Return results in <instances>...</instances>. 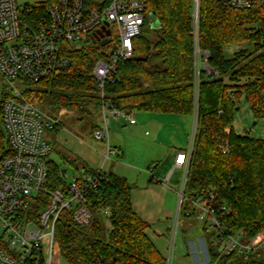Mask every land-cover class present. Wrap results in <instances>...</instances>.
Masks as SVG:
<instances>
[{
    "label": "trees",
    "instance_id": "obj_1",
    "mask_svg": "<svg viewBox=\"0 0 264 264\" xmlns=\"http://www.w3.org/2000/svg\"><path fill=\"white\" fill-rule=\"evenodd\" d=\"M45 0L20 11L23 26L34 30L47 19ZM147 21L134 38V56L118 65L114 80L105 86V97L97 86L93 70L98 60L110 58L112 43L102 45L89 36L77 47L65 43L64 55L70 67L39 82H26L28 97L38 101L49 115L70 109L91 118L92 134L102 126V103L136 112L198 115V127L191 157L186 195L214 192L220 203L227 204L231 227L244 231L249 240L264 232V139L235 132L233 120L238 111L233 94L243 91L255 119L264 118V3L252 9L238 10L219 0H202L200 47L209 51V64L216 73L197 72L192 27L193 0H145ZM151 15L159 21L153 26ZM253 44L254 50L242 47L233 56L225 54L230 44ZM0 76V161L11 152L2 111L11 97ZM230 127V133L225 129ZM229 140L230 152L221 144ZM54 149V148H53ZM53 152V151H52ZM79 170L89 169L79 157L64 155ZM51 188L64 187L66 170L48 160ZM108 182L90 196L94 220L87 227L78 226L71 212L61 213L55 237L61 256L69 264H166L162 253L148 234L151 224L135 211L132 183L112 169ZM190 207L183 201L182 214ZM42 205H33L31 212ZM110 211V228L102 221V210ZM206 261L213 264L217 245L213 233L203 228ZM186 243L187 240L184 239ZM7 251V244H1ZM26 264H45L43 252L35 253ZM223 264H264V246L243 256L237 253L224 258Z\"/></svg>",
    "mask_w": 264,
    "mask_h": 264
},
{
    "label": "built area",
    "instance_id": "obj_2",
    "mask_svg": "<svg viewBox=\"0 0 264 264\" xmlns=\"http://www.w3.org/2000/svg\"><path fill=\"white\" fill-rule=\"evenodd\" d=\"M238 10L252 9L264 0H219ZM202 0H193L192 27L197 72L216 73L209 64L210 53L200 47V20ZM17 0H0V76L12 95L5 102L2 119L9 136L11 152L0 161V264H26L35 253L43 252L45 264H59L55 248L56 223L65 210L80 227L89 226L94 212L89 207L90 196L108 182L104 167L78 170L64 187L51 188L49 158L53 146L48 139L49 130L61 126L62 110L49 115L38 101L26 95V82H39L51 74L67 70L70 59L64 55L65 43L77 47L85 44L89 36L109 29L117 34L109 49L110 58L98 60L93 76L105 97V86L121 62L134 56L133 40L139 36L147 21L145 0H55L48 9L47 19L36 29L23 26ZM104 28V29H103ZM108 44V43H107ZM110 44V43H109ZM102 126L93 133L96 140L108 141L106 159L115 153L109 145L111 118L136 123V111L114 106L109 100L102 103ZM198 127L195 113L192 136L185 149L177 152L175 166L182 172L177 218L170 229V242L166 251V264L177 261V237L182 204L190 207L186 216L196 217L212 232L217 245V258L213 264H223L230 254L248 256L264 246V232L249 240L243 230H234L228 222L229 208L220 203L214 192L207 196L195 193L187 197L186 185ZM230 127L225 131L230 133ZM224 154L230 152L229 140L221 144ZM171 176V174H170ZM33 205H42L31 212ZM7 244L8 251L1 245ZM204 264H210L205 261Z\"/></svg>",
    "mask_w": 264,
    "mask_h": 264
},
{
    "label": "rangeland",
    "instance_id": "obj_3",
    "mask_svg": "<svg viewBox=\"0 0 264 264\" xmlns=\"http://www.w3.org/2000/svg\"><path fill=\"white\" fill-rule=\"evenodd\" d=\"M42 1L45 0H17V4L20 10H24L27 6H35ZM242 47H247L250 51L254 50L253 44H230L225 47V54L226 56L231 57L234 52L240 50ZM233 97L238 107V111L235 114L232 124L235 132L253 138L264 139V118L258 120L255 119L243 91L234 93ZM64 109L65 108L60 109V111L62 110L63 114H65L62 117L60 128L57 130H49L47 136L54 148L50 158L60 164L62 169L66 170L65 181L69 182L79 169L77 166L66 161L64 155L77 156L82 162L83 158L87 159V157L93 160L91 154L94 155L95 148L99 147V143L108 144V141H99L93 137L91 118L82 119L81 114L78 112L70 109L64 111ZM159 114L164 120H161V123L154 122L148 124L146 127L139 128L140 126L132 125L130 122L125 126L120 124L119 129L110 130L111 140H109V143L115 147L117 144L113 141V138L122 140L123 144L121 149L123 151V160L125 162L135 165V170H138V173L142 172L143 174H148V178L154 175V182H156L157 179H161V182H158L159 185H168L174 187L177 191L175 201L169 196V198H162L161 193H158L159 195L156 196V208L158 209V214L156 216H164V213H162L163 210L165 212L166 208H173L174 214L171 219L169 218L170 220L168 219L171 229L178 213L182 172L171 163V155H169L168 152L170 149L173 151L175 147L183 148L188 145L189 139L192 136L194 116L187 117V120L184 121L182 115L167 113ZM113 120L115 119L111 118V124ZM120 120L121 119L118 121L121 122ZM111 124L110 129L113 126ZM116 131L117 134H115ZM118 131H121L122 134ZM118 158L120 157L115 154L111 156V159L114 160H117ZM154 170H156V172ZM161 174L164 176H160ZM169 174H171V180L168 183L165 179ZM132 177L133 176H131L130 180L131 183L134 187L138 186V181L132 180ZM101 214V219L105 227L109 229V217L111 215L109 209L104 208ZM168 220L166 219L164 221L167 222ZM178 225L179 232L177 244H180L179 242L181 240L186 239L188 243L197 244L199 250L201 249V258L205 256L207 248L203 230L205 226L204 222L196 217H188L185 214H181ZM151 237L160 249H164V252L167 251L170 242V233L168 230H165L164 232H162L161 229L156 230V232L153 231L151 232ZM165 241L167 244H164ZM55 259L59 264H69L61 256L60 250L57 247L55 248ZM205 261L206 260L203 257L202 260H199V264H203ZM177 263L178 261H176L175 264Z\"/></svg>",
    "mask_w": 264,
    "mask_h": 264
},
{
    "label": "crops",
    "instance_id": "obj_4",
    "mask_svg": "<svg viewBox=\"0 0 264 264\" xmlns=\"http://www.w3.org/2000/svg\"><path fill=\"white\" fill-rule=\"evenodd\" d=\"M65 110H67V109H64V111ZM63 115H65V114H63ZM163 117H166V116H163ZM187 117H190V115H182V119L184 121L187 120ZM191 117H193V116H191ZM118 120L119 119L113 120L114 123L112 122V124L110 122V124L113 125L110 130L119 129L120 124L124 125V126L128 124V122H126L124 120L123 121L120 120L121 122H119ZM161 120H164V119L162 118V116L159 113L136 112V123L134 125L140 126L139 128H142V127H146V126H148V124H152L154 122H158V123L160 122L161 123ZM118 132H120L122 134L121 131H118ZM131 132H132V130H131ZM146 133H147V131H146ZM115 134H117V131L115 132ZM113 141L117 145L115 147L110 145V143H109V145L115 150V153H113V154H115L116 156H119L120 158H118L117 160H114V159H111V157H110V159L105 160L106 154H107V149H108V144L99 143V147L95 148L94 155H92L89 152L91 154V157L93 158V160L88 158V157H87V159L83 158V163H85V165H87V167L89 169H97V168H100L102 166L107 171L112 169L116 174L123 176V177H126L129 181L131 180V176H133L132 180H137L138 184H139L136 187L133 186L134 188L132 189L133 207L139 216H141L143 219H145L146 221H148L151 224V227L148 229L149 236L151 237V232H153V231L156 232V230H159V229H161L162 232H164L165 230H168V232H170L169 220L171 219V217L174 214L173 208H170V209L166 208L165 212L163 210L162 213H164V216H162V215L156 216L158 214V209L156 208V206H157L156 196L159 195L158 193H161L162 198L165 199L169 196V197H172L173 200L175 201L177 191L174 189V187H171L168 185L167 186L166 185H159L158 182H161V179H157L156 182H154V180H155L154 175H152L148 178L147 177L148 174H143L142 172L138 173L137 172L138 170H135V165L128 164V162H125L123 160V151L121 149L123 141L118 139V138H113ZM186 147H183V148L175 147L173 151H171V149L169 150L168 153H169V155H171L170 160L174 166H175V159H176L177 152L182 150V149H185ZM113 154H111V156ZM111 164H112V166H111ZM131 169H133V170H131ZM154 171L156 172V170H154ZM160 176H164V175L161 174ZM170 180H171V176L169 174L166 177L165 181L169 183ZM166 219L167 220L169 219V220L166 222V221H164ZM157 228H159V229H157ZM154 243L156 244L155 241H154ZM179 243L180 244H177V246H178L177 247V261H178L177 264H199V260H202L203 257H204V259L206 258V254H205V256H203L201 258V255H202L201 249L199 250V247L197 246V244L186 243L184 239L181 240ZM164 244H167L166 241ZM156 246L158 247L157 244H156ZM158 248L162 253H166V252H164V249L162 250V249H160V247H158Z\"/></svg>",
    "mask_w": 264,
    "mask_h": 264
},
{
    "label": "water",
    "instance_id": "obj_5",
    "mask_svg": "<svg viewBox=\"0 0 264 264\" xmlns=\"http://www.w3.org/2000/svg\"><path fill=\"white\" fill-rule=\"evenodd\" d=\"M151 19L153 21V26L154 27H159V21H158V19L156 17H154L153 15H151ZM110 35H111V31L109 29H105V30L98 31V32L94 33V38L96 40H100L102 37H104V36H110ZM101 43H102V45H105V44L108 43V40H103Z\"/></svg>",
    "mask_w": 264,
    "mask_h": 264
},
{
    "label": "flooded vegetation",
    "instance_id": "obj_6",
    "mask_svg": "<svg viewBox=\"0 0 264 264\" xmlns=\"http://www.w3.org/2000/svg\"><path fill=\"white\" fill-rule=\"evenodd\" d=\"M113 38H114V34H113V32H112V34H111L110 36H104V37H102L100 40H96V39H95V41H97V42H102L103 40H108V44H109V43H112Z\"/></svg>",
    "mask_w": 264,
    "mask_h": 264
},
{
    "label": "bare ground",
    "instance_id": "obj_7",
    "mask_svg": "<svg viewBox=\"0 0 264 264\" xmlns=\"http://www.w3.org/2000/svg\"><path fill=\"white\" fill-rule=\"evenodd\" d=\"M51 131V130H50Z\"/></svg>",
    "mask_w": 264,
    "mask_h": 264
}]
</instances>
